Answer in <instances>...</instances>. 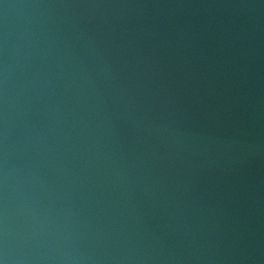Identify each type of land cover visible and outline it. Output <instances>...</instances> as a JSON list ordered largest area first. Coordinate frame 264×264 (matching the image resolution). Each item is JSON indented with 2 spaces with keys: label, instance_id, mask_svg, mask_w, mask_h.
I'll return each mask as SVG.
<instances>
[{
  "label": "water",
  "instance_id": "95a60500",
  "mask_svg": "<svg viewBox=\"0 0 264 264\" xmlns=\"http://www.w3.org/2000/svg\"><path fill=\"white\" fill-rule=\"evenodd\" d=\"M0 264H264V0H0Z\"/></svg>",
  "mask_w": 264,
  "mask_h": 264
}]
</instances>
